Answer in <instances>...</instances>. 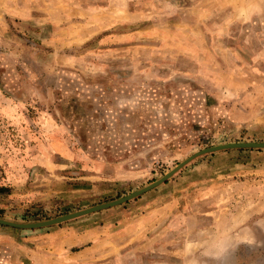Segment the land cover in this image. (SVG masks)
Segmentation results:
<instances>
[{
	"label": "rangeland",
	"instance_id": "1",
	"mask_svg": "<svg viewBox=\"0 0 264 264\" xmlns=\"http://www.w3.org/2000/svg\"><path fill=\"white\" fill-rule=\"evenodd\" d=\"M250 109L259 120H236ZM263 116L264 0H0L1 219L50 220L196 151L264 143ZM56 226L84 246L37 237L35 264H264V150L200 156ZM51 229L0 225V237ZM3 242L9 264L18 246Z\"/></svg>",
	"mask_w": 264,
	"mask_h": 264
},
{
	"label": "water",
	"instance_id": "2",
	"mask_svg": "<svg viewBox=\"0 0 264 264\" xmlns=\"http://www.w3.org/2000/svg\"><path fill=\"white\" fill-rule=\"evenodd\" d=\"M243 149H251V150H264V143H230V144H222V145H216L212 147H208L199 151L194 152L192 155L187 157L185 160L181 161L177 166H175L173 169L165 173L161 178L158 180L152 182L151 184L129 194L124 197H121L117 200L99 204L87 209H83L77 212L69 213L63 216H59L50 220L41 221V222H33V223H17L8 221L5 219L0 218V225L5 227H11L15 229H21V230H36V229H42L51 227L54 225H59L80 217H84L90 214H94L100 211H104L107 209H111L117 206H120L122 204H125L131 200H134L138 198L139 196L157 188L158 186L166 183L169 179L173 177L175 173H177L180 169H182L184 166L195 160L196 158L206 155V154H212L215 152L225 151V150H243Z\"/></svg>",
	"mask_w": 264,
	"mask_h": 264
},
{
	"label": "crops",
	"instance_id": "3",
	"mask_svg": "<svg viewBox=\"0 0 264 264\" xmlns=\"http://www.w3.org/2000/svg\"><path fill=\"white\" fill-rule=\"evenodd\" d=\"M254 111L256 112V110L250 109L249 112L246 114L241 113V114H235L234 116L237 121L243 123L248 121L253 122L252 121L253 119L259 120V118L253 116L252 113ZM263 121H264V116L262 117V122ZM50 228L52 229L51 231H49V233L45 232L38 235H32V236L28 235L26 236L27 237L26 239L22 240L23 243L19 242L18 244H15L16 241L14 240V238L8 236L0 237V240L4 241L3 243H7V244L9 243L10 245L15 244V247L18 246V252L12 247L15 253L10 257L11 261L9 264H24V262H27L28 264H35L33 262V259L34 261L37 260L36 258L38 257L37 255L39 254L33 250H28L27 248H25V246L27 245L26 242L28 243L33 242V240H36L37 237H39L40 239L54 238L52 239V244L49 246V248H55L57 251H65L66 249L73 248L74 246H79V247L84 246L82 243H80L83 240L84 236H78V234L74 236V231H75L74 229L76 228L75 226H68V227L56 226ZM56 237L58 239L55 240ZM22 250H24L25 253ZM88 251H89L88 248L79 249L78 251L74 252L72 258H77V259L82 258L84 257L85 254H87ZM27 252H30L31 255H27L28 254ZM5 260L7 261V258Z\"/></svg>",
	"mask_w": 264,
	"mask_h": 264
},
{
	"label": "trees",
	"instance_id": "4",
	"mask_svg": "<svg viewBox=\"0 0 264 264\" xmlns=\"http://www.w3.org/2000/svg\"><path fill=\"white\" fill-rule=\"evenodd\" d=\"M0 190H2V189H0Z\"/></svg>",
	"mask_w": 264,
	"mask_h": 264
}]
</instances>
